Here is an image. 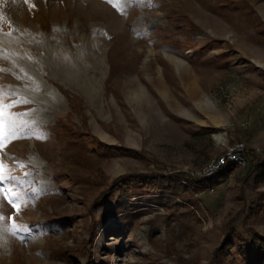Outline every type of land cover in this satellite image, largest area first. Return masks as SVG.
Listing matches in <instances>:
<instances>
[{
	"label": "rangeland",
	"instance_id": "rangeland-1",
	"mask_svg": "<svg viewBox=\"0 0 264 264\" xmlns=\"http://www.w3.org/2000/svg\"><path fill=\"white\" fill-rule=\"evenodd\" d=\"M256 59L264 63V0H0V264H176L162 252L151 259L150 222L162 213L155 197L132 198L136 219L123 232L111 212L116 195L100 206L96 197L125 174H190L241 142L246 164L225 166L220 185L194 207L182 202L199 218L184 258L210 264L228 234H247L244 212L264 193V170L246 176L264 162V64ZM23 66L63 97V113L36 119L43 99L15 91ZM58 66L75 78L57 79ZM82 81L97 88L98 107ZM131 83L143 89L140 100ZM203 100L214 109L199 108ZM69 133L83 148H133L159 165L91 152L73 162ZM29 153L44 160V174ZM52 214L64 224L52 223ZM250 226L264 236V212ZM154 228L162 241L164 226Z\"/></svg>",
	"mask_w": 264,
	"mask_h": 264
},
{
	"label": "trees",
	"instance_id": "trees-1",
	"mask_svg": "<svg viewBox=\"0 0 264 264\" xmlns=\"http://www.w3.org/2000/svg\"><path fill=\"white\" fill-rule=\"evenodd\" d=\"M63 93L68 94L66 91ZM69 105L72 111L75 106L72 102H69ZM70 116L68 114L66 121H70ZM67 142L68 157L73 162H79L80 153L91 152L96 155L112 153L128 156L149 165H159L141 150L105 145L99 142L95 143L93 149H87L79 146L77 137L72 133L68 134ZM261 170H264V162H254L249 166L246 176L250 177L262 172ZM224 178L221 171L210 178L194 177L183 171L166 172L164 170L125 174L115 178L106 190L100 192L94 205H103L111 195L115 194L114 208L111 212L120 219L116 229L123 232L129 229L136 219L137 204L132 201V198L140 195L155 197L156 205L162 210V213L157 214L150 222L148 240L155 252L151 259L157 261L158 253L162 252L172 256L171 261L176 264H196V257L186 259L184 255L189 254L196 244L192 238L193 225L199 221V218L195 209L188 208L182 202L191 206L196 205L200 194L205 190L218 187ZM263 212L264 193H261L244 212L242 224L248 227L247 234L243 236L238 232L229 235L228 231V235L213 251L210 264H264V236L250 226ZM51 218L52 223L64 224L56 218V214H52ZM157 224H162L165 228V237L162 241L152 237L153 229ZM231 227L229 226V229ZM176 241H185V244H178ZM80 251L74 256L84 253V246Z\"/></svg>",
	"mask_w": 264,
	"mask_h": 264
},
{
	"label": "bare ground",
	"instance_id": "bare-ground-1",
	"mask_svg": "<svg viewBox=\"0 0 264 264\" xmlns=\"http://www.w3.org/2000/svg\"><path fill=\"white\" fill-rule=\"evenodd\" d=\"M54 47L58 54L59 52L60 53L63 52V49L61 47V42L59 39H56V41H54ZM99 49H101V47H98V50ZM256 62L259 64H264L260 59H256ZM49 67L50 69L55 68L54 63L52 66L49 65ZM63 67L58 66V68H56L57 71L54 72V74L56 75L57 79L63 81L64 79L67 78L69 79L70 77H74L71 75V72L69 69H67V67H65V69ZM20 72L22 74L23 72H26L25 74L27 76L26 79L24 80L21 79L22 83L15 88V91L19 95V97H28L29 99L33 100V102L34 101L36 102L37 99L38 100L43 99V104L42 105L40 104L41 107L39 106L36 110L35 117L37 120H43V121L50 120V115L48 114L50 110L54 112V114H60L67 109V106L66 105L64 106L63 103L61 102V100L63 101V97L60 94H55L51 92L49 89L40 87L39 84L35 81V79L31 78L32 74L28 66H23V70ZM81 84L82 85H80V87L84 92L85 97L89 100L91 105H93L94 107H98L99 92L97 88L94 85H89L87 81L85 82L82 81ZM128 87H129L128 92L135 100H140L145 94L143 89L136 83H131L129 84ZM160 88L162 93L164 94L167 93V90L164 87V85L161 84ZM40 94H42V97L40 96ZM198 106L199 108L208 111L214 109L212 104L208 100H203L202 102L198 103ZM26 160L28 161L29 164L40 170L41 174H39L38 176L44 174L45 162L38 155L29 153L27 155Z\"/></svg>",
	"mask_w": 264,
	"mask_h": 264
},
{
	"label": "built area",
	"instance_id": "built-area-1",
	"mask_svg": "<svg viewBox=\"0 0 264 264\" xmlns=\"http://www.w3.org/2000/svg\"><path fill=\"white\" fill-rule=\"evenodd\" d=\"M248 121L242 122L241 125L245 127ZM245 147L243 143L236 142L230 146L227 151L219 157L212 158L210 163L201 168L200 170L191 172L190 175L194 177L210 178L221 171L225 166L229 164H237L244 166L247 162Z\"/></svg>",
	"mask_w": 264,
	"mask_h": 264
},
{
	"label": "snow or ice",
	"instance_id": "snow-or-ice-1",
	"mask_svg": "<svg viewBox=\"0 0 264 264\" xmlns=\"http://www.w3.org/2000/svg\"><path fill=\"white\" fill-rule=\"evenodd\" d=\"M2 179H5V177L4 176H0V180H2ZM13 179H15V177H13ZM0 219H2V218H0ZM21 227H23V226H21ZM16 228H17V225L13 224L12 225V230L14 231Z\"/></svg>",
	"mask_w": 264,
	"mask_h": 264
}]
</instances>
